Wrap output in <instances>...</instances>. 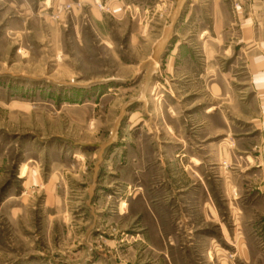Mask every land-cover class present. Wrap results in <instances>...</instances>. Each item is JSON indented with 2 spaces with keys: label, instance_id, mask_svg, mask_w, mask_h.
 Here are the masks:
<instances>
[{
  "label": "rangeland",
  "instance_id": "374dc122",
  "mask_svg": "<svg viewBox=\"0 0 264 264\" xmlns=\"http://www.w3.org/2000/svg\"><path fill=\"white\" fill-rule=\"evenodd\" d=\"M0 264H264V0H0Z\"/></svg>",
  "mask_w": 264,
  "mask_h": 264
}]
</instances>
